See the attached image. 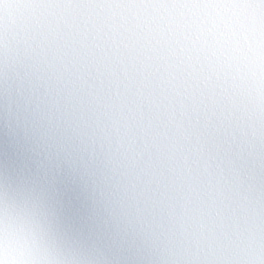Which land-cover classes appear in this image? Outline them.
I'll list each match as a JSON object with an SVG mask.
<instances>
[{"label":"snow or ice","instance_id":"snow-or-ice-1","mask_svg":"<svg viewBox=\"0 0 264 264\" xmlns=\"http://www.w3.org/2000/svg\"><path fill=\"white\" fill-rule=\"evenodd\" d=\"M0 264H264V0H0Z\"/></svg>","mask_w":264,"mask_h":264}]
</instances>
